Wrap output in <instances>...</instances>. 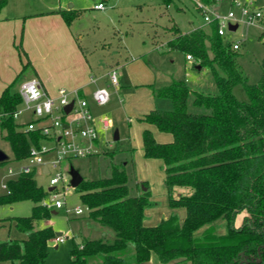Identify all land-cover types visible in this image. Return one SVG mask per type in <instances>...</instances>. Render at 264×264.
<instances>
[{"label":"trees","instance_id":"obj_1","mask_svg":"<svg viewBox=\"0 0 264 264\" xmlns=\"http://www.w3.org/2000/svg\"><path fill=\"white\" fill-rule=\"evenodd\" d=\"M200 1L211 8L218 0ZM6 3L0 0V13ZM55 11L69 25L77 15L72 8ZM218 28L217 21L190 32L174 22L165 27L168 47L191 54L196 67L213 75L218 91L194 89L186 79L151 85L154 95L172 100L173 107L153 108L140 118L173 135L172 141L160 142L146 128L143 149L146 157L163 160L170 206L185 207L184 219L173 211L159 223L146 225L145 211L156 204L148 185L140 182L146 189L131 194L125 164L113 163L109 176H84L75 188L89 207V217L110 227L113 237L85 238L74 244L70 264H147L153 253L158 264H264V71L250 83L239 65L237 49ZM18 47L22 50L21 42ZM29 64L24 63L23 70ZM239 83L247 99L234 93ZM12 84L0 95V127L6 130L15 160L23 162L31 147L47 136L40 130H25V123L15 119L22 97ZM191 95L194 105L204 110L189 109ZM5 186L0 204L28 199L33 208L30 215L0 218V224L10 219L27 234L0 240V262L45 264L49 243L57 236L51 224L39 226L51 214L45 203L47 191L37 183L35 170L7 179ZM176 186L189 187L191 192L176 195ZM222 222L226 231L217 227Z\"/></svg>","mask_w":264,"mask_h":264},{"label":"rangeland","instance_id":"obj_2","mask_svg":"<svg viewBox=\"0 0 264 264\" xmlns=\"http://www.w3.org/2000/svg\"><path fill=\"white\" fill-rule=\"evenodd\" d=\"M98 1L7 0L1 10V15L5 14L8 17L50 11L60 7L76 10L77 15L70 25L80 43L82 58L87 59L92 66L98 80L100 79V86L108 88L110 92V99L106 104L98 105L92 102L96 119L108 118L111 121V126L107 130L100 131L99 134V145L103 151L96 155L73 157L71 163L63 161L60 166H51L49 172L44 173L41 166L35 170L37 183L47 191L45 202L48 208L50 211H56L48 218L42 219L39 226L51 224L56 232L66 236L62 242L50 241L45 264H70L71 249L74 244L81 243L85 238H112L114 234L110 227L91 219L87 210L81 215L70 211L69 209L75 206L85 208L80 193L72 186L66 187L63 181L52 185L50 179L60 171L69 172L71 164L87 178L109 176L112 164L123 162L129 178L131 194L136 192L138 181H144L152 188L150 198L156 204L146 209L145 223H159L161 218L168 215L170 203L165 190L167 187L163 181L165 170L162 161L157 160L153 166L149 165L147 162L149 158L145 157L141 148L144 121L140 120V110L147 98L146 94L149 91L153 101L160 103L166 100L171 104L172 101L168 98L156 95L154 97L150 88L151 85L155 87L167 85L172 79H186L192 88L204 92L218 91L213 75L206 68L199 69L193 60L187 59L184 52L170 49L167 45L169 34L165 32V27L173 22L177 23L183 32L191 30L199 23L204 22L207 26L204 21V12L197 6L199 0H171L169 5L164 0H107L105 7L101 9L94 7ZM247 1L218 0L211 8L220 14H227L232 10L236 17L241 19L242 5ZM70 4L72 7L69 6ZM252 7H262L264 11V0H255ZM210 15H212L211 12ZM262 26H264V17L251 24L241 20L235 30L225 27V40L239 43V48L236 50L238 62L250 83L257 82L264 71L261 65V59L264 56V38H260ZM131 60L140 74H133L128 71V67H124V63ZM116 66H118L120 82L118 87L111 84L109 80V72ZM144 68L150 70L153 75L151 76ZM149 78L152 79L151 82L143 84L148 82ZM25 81L20 75L12 84V90L19 91L21 84ZM141 83L143 85H138ZM135 84L138 86L136 87ZM97 87L95 86L94 89L96 90ZM233 91L238 98L247 99V93L241 83L235 85ZM171 105L173 107V103ZM189 109L202 111L204 107L194 105L193 95H191ZM31 116L32 114L23 110L21 106V112L16 120L26 123ZM116 130L120 135L117 140L114 139ZM5 134L6 130L0 127V149L8 156L7 161L0 162V194L6 191L7 179L18 176L22 163L15 160ZM54 156L55 152L51 151L45 159L50 160ZM10 166L15 168L14 173L9 171ZM137 184L139 187L140 182ZM50 187L55 188L50 190ZM143 187L146 186L141 185V188ZM56 199L63 202L62 207H56ZM32 208L33 201L28 199L11 204H0V218L30 215ZM176 213L179 217L185 215V207H179ZM239 221L240 218L237 219V222ZM218 224L219 231H226L223 222ZM26 236L25 232L16 227L14 221L7 219L1 222V240L22 239ZM149 263H159L155 253L152 254ZM0 264H11V262L1 261Z\"/></svg>","mask_w":264,"mask_h":264},{"label":"crops","instance_id":"obj_3","mask_svg":"<svg viewBox=\"0 0 264 264\" xmlns=\"http://www.w3.org/2000/svg\"><path fill=\"white\" fill-rule=\"evenodd\" d=\"M219 3L220 2H218V5ZM55 10L57 9L18 15L15 17H8L0 13V95L2 91L8 85L14 83L20 75L23 76V81L37 77L42 81L48 92L54 96L58 95L60 88H66L69 92H74L75 90L79 91L82 97L88 99L90 109L95 117L96 113L92 102H96L93 98V92L95 91V86H100V79L98 80L97 75L87 59L84 57L82 58V52L79 47L80 43L71 25L67 24L63 16ZM200 26H205L204 22L199 23L196 27L186 32H190ZM20 42L22 50L18 47ZM192 60L194 62V59ZM28 61H30V64L23 70L24 63ZM141 66H143V64ZM124 67H128V71L133 74H140V71L133 65L132 60L124 63ZM113 68L117 69L118 66L112 67L111 69ZM144 70L148 71L151 76L153 75L147 68H144ZM151 80L152 79L149 78L148 82L143 84L150 83ZM143 84L141 83L138 85ZM138 85L135 84L136 87ZM114 86H120V82L118 85ZM151 92L155 97L152 89ZM146 95L147 98L140 110V118L153 108L167 109L172 107V103L169 104L170 102L166 100H162L163 102L160 103H158V101H153L149 91ZM33 117L32 114L31 118L28 120L33 119ZM96 121L99 123V120L96 119ZM146 128L151 129L155 138L160 142H169L173 140V135L171 133L161 131L157 126L144 121L141 147L143 154V131ZM100 131H103V129ZM157 160L162 161L164 168V162L160 158H149L147 162L149 165L153 166ZM44 166L42 167L43 172H48V169L46 171L44 170ZM163 181L165 182V172ZM139 182L142 181H138L137 183ZM137 183L136 192L133 193L134 195L140 192L141 185L138 187ZM148 187L152 193V188L149 184ZM52 189H54V187H52ZM141 189H146V187ZM165 190L168 195L167 188H165ZM189 192H191L189 187L176 186L174 188V193L176 195ZM178 208H172L170 206L166 217L170 216L173 211H177ZM185 215H181L180 219L183 220ZM56 246H58V244H56Z\"/></svg>","mask_w":264,"mask_h":264},{"label":"built area","instance_id":"obj_4","mask_svg":"<svg viewBox=\"0 0 264 264\" xmlns=\"http://www.w3.org/2000/svg\"><path fill=\"white\" fill-rule=\"evenodd\" d=\"M107 0H99L94 7L101 9L106 5ZM255 0H248L242 5L241 19H238L235 13L231 10L227 14H220L209 6L204 5L200 0L197 6L204 13V21L209 24L213 21L219 23L218 32L221 35L225 34V27L229 24L239 21L246 23H254L258 19L264 17L262 7L253 8L252 4ZM210 12L212 15H210ZM235 49L239 48L238 42H233ZM187 58L194 59L191 54H187ZM109 80L113 85H118V72L116 68L109 72ZM19 93L22 97L23 110L33 114V119L26 121L25 130H40L47 138L43 139L39 145H33L30 149L28 157L21 163L18 175L29 173L36 170L38 166L57 167L62 164L64 159L68 157H84L100 153L99 145L100 130H107L111 126V121L108 118H101L97 123L94 114L92 113L88 99L82 97L79 91L69 92L66 88H60L58 95L54 96L44 87L42 81L37 78H31L23 82L20 86ZM93 98L98 105L106 104L110 99V92L106 87H98L93 92ZM73 101V106L69 112L65 107ZM21 106L14 112L15 119L21 112ZM3 115L0 113V116ZM55 152V156L50 160H46L45 156L51 152ZM9 171L15 172V168L10 166ZM71 176L69 172H58L50 179L52 185L58 184L60 181L66 183V187L71 185ZM55 188V187H54ZM53 190V189H52ZM56 197V196H55ZM46 203V202H45ZM47 204V203H46ZM56 207L63 206L60 199L55 201ZM73 211L76 215H81L85 210L89 211V207L75 206ZM66 238L65 235H57L55 240L62 242Z\"/></svg>","mask_w":264,"mask_h":264},{"label":"water","instance_id":"obj_5","mask_svg":"<svg viewBox=\"0 0 264 264\" xmlns=\"http://www.w3.org/2000/svg\"><path fill=\"white\" fill-rule=\"evenodd\" d=\"M70 7H72V4L69 5ZM238 27V24L237 23H230L229 24V28L232 29V30H235L236 28ZM73 101H71L66 107H65V110L67 112H69L73 106ZM119 138V132L118 130L115 131V134H114V139L117 140ZM8 156L6 155V153L0 149V161H3L5 159H7ZM48 169V166L45 165L44 166V170L46 171ZM69 174L71 176V185L72 187L76 188L79 186V184L83 181L84 179V176L82 175V173L76 168L74 167L73 165H71L69 167ZM50 190H52V187L50 188ZM56 211L55 210H52L51 213H55ZM62 233L61 232H57V235H61Z\"/></svg>","mask_w":264,"mask_h":264}]
</instances>
